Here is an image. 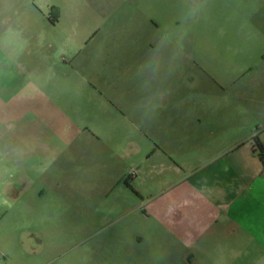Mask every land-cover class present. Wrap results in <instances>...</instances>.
I'll use <instances>...</instances> for the list:
<instances>
[{
    "label": "crops",
    "instance_id": "crops-1",
    "mask_svg": "<svg viewBox=\"0 0 264 264\" xmlns=\"http://www.w3.org/2000/svg\"><path fill=\"white\" fill-rule=\"evenodd\" d=\"M262 4H240L247 15H259L257 20L241 19L234 26L227 22L228 29L235 27L243 36H218L209 43L199 32L191 39L168 36L176 44L171 50L175 70L155 112L137 88V68L121 69L126 81L119 97L98 85L100 92L82 88L92 98L73 100L59 91L54 96L55 86L45 85L51 98L33 100V117L19 115L17 130L0 138V184L16 197L20 211L51 218L59 201L64 212L79 200H74L71 186L76 169L85 171L86 181L104 187L93 190L92 198H110L117 207L116 220L143 211L145 219L162 228L157 242L176 251L199 245L210 235H225L218 233L225 228L216 224L231 222L237 212L245 214L247 226L264 234ZM156 38L150 45L139 35L125 40L129 49H137L142 42L152 47L161 36ZM250 39L258 43L259 65H234L233 55L245 52ZM75 68L87 70L83 64Z\"/></svg>",
    "mask_w": 264,
    "mask_h": 264
},
{
    "label": "rangeland",
    "instance_id": "rangeland-1",
    "mask_svg": "<svg viewBox=\"0 0 264 264\" xmlns=\"http://www.w3.org/2000/svg\"><path fill=\"white\" fill-rule=\"evenodd\" d=\"M203 3L202 13L192 19L177 9V0H0V21L6 20L0 23V138L17 130L19 115L33 117V100L51 98L45 85L55 86L54 96L66 93L73 100L93 97L82 90L86 86L95 92L103 86L115 97L122 95L125 69L134 71L140 54L150 48L142 42L129 49L125 37L139 35L150 45L162 34L191 39L199 32L206 43L218 36H239L240 31L228 29L227 22L234 26L241 19L257 20L259 15H247L240 4L264 0ZM8 27L20 36L6 35ZM98 30L101 34L95 36ZM257 45L250 39L242 55H233L234 65L253 61L257 67L261 58ZM169 48L174 50L176 44ZM82 64L86 72L76 70ZM84 174L72 171L73 197L79 200L64 212L58 201L57 214L51 218L24 215L13 193L0 184V264H264V234L247 226L245 214L237 212L231 222L216 224L215 228H225L218 230L225 235H210L209 241L176 251L157 242L162 228L145 219L143 211L141 216L132 212L116 220V204L108 197L92 198L93 190L104 187L86 181Z\"/></svg>",
    "mask_w": 264,
    "mask_h": 264
},
{
    "label": "clouds",
    "instance_id": "clouds-1",
    "mask_svg": "<svg viewBox=\"0 0 264 264\" xmlns=\"http://www.w3.org/2000/svg\"><path fill=\"white\" fill-rule=\"evenodd\" d=\"M203 8V0H177V9L185 17L196 19ZM0 23H6V20ZM5 34L20 36V32L14 31L11 27L7 28ZM170 44L168 35L162 34L160 41L146 52L144 60L134 73L139 92L149 99L150 108L154 112L161 107L167 95L166 83L175 70L174 54L169 48Z\"/></svg>",
    "mask_w": 264,
    "mask_h": 264
},
{
    "label": "trees",
    "instance_id": "trees-1",
    "mask_svg": "<svg viewBox=\"0 0 264 264\" xmlns=\"http://www.w3.org/2000/svg\"><path fill=\"white\" fill-rule=\"evenodd\" d=\"M256 141L258 142L259 140L257 139V137H256ZM259 150L261 151V153H260V156H261V159L263 160V155H264V149L263 148H261V146H259Z\"/></svg>",
    "mask_w": 264,
    "mask_h": 264
},
{
    "label": "built area",
    "instance_id": "built-area-1",
    "mask_svg": "<svg viewBox=\"0 0 264 264\" xmlns=\"http://www.w3.org/2000/svg\"><path fill=\"white\" fill-rule=\"evenodd\" d=\"M262 158H263V162H264V155H263V157H262Z\"/></svg>",
    "mask_w": 264,
    "mask_h": 264
}]
</instances>
